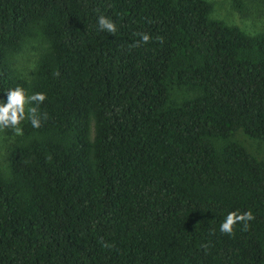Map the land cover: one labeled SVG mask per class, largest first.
I'll list each match as a JSON object with an SVG mask.
<instances>
[{"label":"trees","instance_id":"trees-1","mask_svg":"<svg viewBox=\"0 0 264 264\" xmlns=\"http://www.w3.org/2000/svg\"><path fill=\"white\" fill-rule=\"evenodd\" d=\"M211 11L0 0V99L46 96L39 128L3 129L0 264H264V160L233 139L264 143V32ZM29 43L26 80L13 59ZM229 211L253 219L222 233Z\"/></svg>","mask_w":264,"mask_h":264},{"label":"rangeland","instance_id":"rangeland-1","mask_svg":"<svg viewBox=\"0 0 264 264\" xmlns=\"http://www.w3.org/2000/svg\"><path fill=\"white\" fill-rule=\"evenodd\" d=\"M212 4L210 18L223 21L227 25L240 28L249 35L264 32V9L262 0H238L242 8H234V0H206ZM43 48L42 44L29 43L13 59V67L26 80L31 78L35 69L38 54ZM236 142L244 145L256 158L264 160V143L250 140L237 132L233 138ZM11 143V138L0 130V168L5 165L6 148Z\"/></svg>","mask_w":264,"mask_h":264},{"label":"clouds","instance_id":"clouds-1","mask_svg":"<svg viewBox=\"0 0 264 264\" xmlns=\"http://www.w3.org/2000/svg\"><path fill=\"white\" fill-rule=\"evenodd\" d=\"M99 30H106L109 33L115 32L114 23L106 17H98ZM141 41L147 42L148 35L142 34ZM5 99H0V130L11 129L19 134L22 129L21 122L27 119L33 128H39L41 124V115L38 114V106L45 101L46 96L43 92H33L29 94L25 88L16 86L5 92ZM252 213L245 211L238 213L229 211L219 225V231L222 233H231L233 225L238 222H247L252 220Z\"/></svg>","mask_w":264,"mask_h":264}]
</instances>
